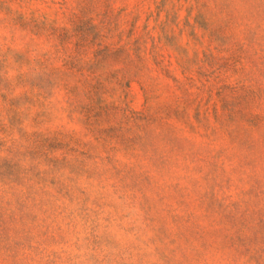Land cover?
I'll return each mask as SVG.
<instances>
[{"label": "rangeland", "instance_id": "374dc122", "mask_svg": "<svg viewBox=\"0 0 264 264\" xmlns=\"http://www.w3.org/2000/svg\"><path fill=\"white\" fill-rule=\"evenodd\" d=\"M0 264H264V0H0Z\"/></svg>", "mask_w": 264, "mask_h": 264}]
</instances>
